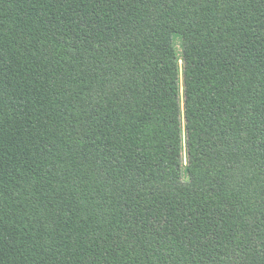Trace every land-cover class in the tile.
<instances>
[{
  "label": "trees",
  "instance_id": "1",
  "mask_svg": "<svg viewBox=\"0 0 264 264\" xmlns=\"http://www.w3.org/2000/svg\"><path fill=\"white\" fill-rule=\"evenodd\" d=\"M0 264H264V0H0Z\"/></svg>",
  "mask_w": 264,
  "mask_h": 264
},
{
  "label": "rangeland",
  "instance_id": "2",
  "mask_svg": "<svg viewBox=\"0 0 264 264\" xmlns=\"http://www.w3.org/2000/svg\"><path fill=\"white\" fill-rule=\"evenodd\" d=\"M175 43H176V46L178 47V45H179V42H178V41H175Z\"/></svg>",
  "mask_w": 264,
  "mask_h": 264
}]
</instances>
